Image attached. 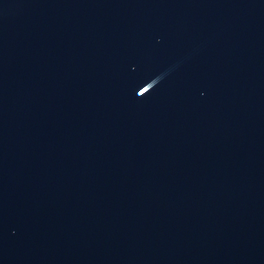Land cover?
I'll list each match as a JSON object with an SVG mask.
<instances>
[{"label":"water","instance_id":"obj_1","mask_svg":"<svg viewBox=\"0 0 264 264\" xmlns=\"http://www.w3.org/2000/svg\"><path fill=\"white\" fill-rule=\"evenodd\" d=\"M0 264H264V0H0Z\"/></svg>","mask_w":264,"mask_h":264}]
</instances>
